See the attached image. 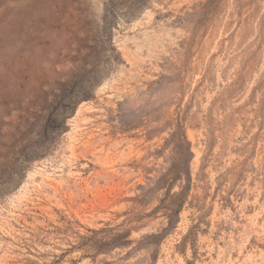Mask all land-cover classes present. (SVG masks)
Instances as JSON below:
<instances>
[{"label": "rangeland", "instance_id": "obj_1", "mask_svg": "<svg viewBox=\"0 0 264 264\" xmlns=\"http://www.w3.org/2000/svg\"><path fill=\"white\" fill-rule=\"evenodd\" d=\"M0 264H264V0H0Z\"/></svg>", "mask_w": 264, "mask_h": 264}]
</instances>
